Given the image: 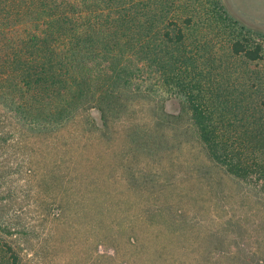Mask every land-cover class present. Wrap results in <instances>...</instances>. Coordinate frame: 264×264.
<instances>
[{
	"label": "rangeland",
	"instance_id": "rangeland-1",
	"mask_svg": "<svg viewBox=\"0 0 264 264\" xmlns=\"http://www.w3.org/2000/svg\"><path fill=\"white\" fill-rule=\"evenodd\" d=\"M220 1L264 49V0ZM1 103L0 264L264 262V187L212 162L188 115L154 130L135 103L102 134L86 118L44 132Z\"/></svg>",
	"mask_w": 264,
	"mask_h": 264
},
{
	"label": "trees",
	"instance_id": "trees-1",
	"mask_svg": "<svg viewBox=\"0 0 264 264\" xmlns=\"http://www.w3.org/2000/svg\"><path fill=\"white\" fill-rule=\"evenodd\" d=\"M187 6L0 0L1 104L31 131H59L86 118L102 134L135 103L147 102L154 130L188 115L212 162L264 187L263 45L220 0ZM175 99L181 114L165 112L164 103ZM91 112L97 121L88 119Z\"/></svg>",
	"mask_w": 264,
	"mask_h": 264
}]
</instances>
